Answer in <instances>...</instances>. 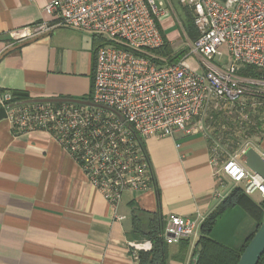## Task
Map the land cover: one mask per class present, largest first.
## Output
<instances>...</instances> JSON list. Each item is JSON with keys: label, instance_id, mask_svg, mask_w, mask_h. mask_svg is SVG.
<instances>
[{"label": "crops", "instance_id": "0c3cea01", "mask_svg": "<svg viewBox=\"0 0 264 264\" xmlns=\"http://www.w3.org/2000/svg\"><path fill=\"white\" fill-rule=\"evenodd\" d=\"M49 1L0 0V95L19 90L30 98L78 99L91 94L102 37L66 26L21 42L12 35L43 18ZM193 125L197 129L190 133L146 138L153 188L127 190L115 206L49 132L16 134L9 120L1 119L0 264H138L136 245L147 249L152 243L135 232V211L161 213L166 220L170 214L204 220L238 185L212 161L210 125ZM252 146L264 153V131ZM248 196L264 209L259 191ZM255 226L235 205L217 218L211 236L238 248ZM197 239H189L187 247L181 241L168 244L167 264H191Z\"/></svg>", "mask_w": 264, "mask_h": 264}, {"label": "built area", "instance_id": "2783aa9c", "mask_svg": "<svg viewBox=\"0 0 264 264\" xmlns=\"http://www.w3.org/2000/svg\"><path fill=\"white\" fill-rule=\"evenodd\" d=\"M170 3V0H167ZM192 10L199 32L188 39V53L178 61L147 53L165 40L160 22L169 13L155 0H50L44 17L12 31L19 42L60 26L98 35L106 41L95 53L91 97L93 104L61 102L11 103L13 94L0 95L14 133L44 130L80 165L91 184L112 205L127 190L153 188L145 140L193 132L212 111L225 110L241 100L249 84L264 86V0H178ZM230 61L222 62V47ZM136 52H140L138 54ZM199 56L200 68L188 63ZM242 65L262 72L259 79L239 75ZM259 85V86H258ZM103 107H100V106ZM121 114L122 118L116 113ZM212 146L215 165L247 195L264 196V180L240 159L242 149L219 164L217 141ZM264 157V153L262 154ZM123 218V216H120ZM167 244L199 237L203 219L170 214ZM134 252L149 250L136 245Z\"/></svg>", "mask_w": 264, "mask_h": 264}, {"label": "trees", "instance_id": "16d2710c", "mask_svg": "<svg viewBox=\"0 0 264 264\" xmlns=\"http://www.w3.org/2000/svg\"><path fill=\"white\" fill-rule=\"evenodd\" d=\"M178 4L181 6L180 2ZM185 11V17L188 20L186 25V33L190 40H196L199 36V32L194 24V15L191 9L182 7ZM185 8V9H184ZM162 31V29H161ZM165 43L162 47L150 50L147 55L155 54L158 57H164L165 61L157 59L160 64L164 63H172L180 60L188 53V48L185 47L178 51H175L170 42L168 41L165 33L162 31ZM106 41L98 40L96 49L99 45L104 44ZM141 54L140 52H136ZM239 75L243 77L250 78H260L262 72L257 68L251 65H242L238 70ZM13 99L11 103L19 104L26 102L31 99L29 94L24 91L14 90L12 91ZM91 94L87 98H90ZM262 99L260 98V101ZM250 103L242 102L241 100L235 102L231 109L212 111L208 114V118L206 123L208 125L216 126L215 130L211 131L210 135V143L213 144L217 139L214 138L213 135L218 137L221 145L225 144L227 138L224 137L228 134V130H223V126L229 125L231 127V115L230 112L233 110H243L244 112L248 111V105ZM260 110L264 111V106L259 107ZM230 110V111H229ZM242 122L241 126H244ZM257 128L260 130L259 135L264 131V126H262L261 122H258ZM252 128V127H251ZM256 128L251 129V133L255 132ZM237 148L238 146L232 144ZM238 205L242 207L247 213H249L255 223L256 226L254 230L244 239L243 243L240 247H232L227 244L222 243L221 241L213 238L211 236V232L216 224L217 218L228 208ZM264 205V203H263ZM264 217V209L261 205L254 202L243 190L242 186H234L231 192L227 195V197L219 204V206L213 210L201 223L199 229V237L195 242L194 249L192 252V258H194L195 254L199 252V259L196 264H237L241 253L244 248L253 237L254 233L260 226ZM134 228L135 232L144 233L148 239H150L152 246L149 250H138V264H167L168 258V244L164 238V229L166 226V219L161 215V213H147V212H139L135 211L134 214ZM185 247L189 244V239L181 240ZM199 246L201 247L199 249ZM193 264V263H192ZM257 264H264V253L260 257Z\"/></svg>", "mask_w": 264, "mask_h": 264}, {"label": "rangeland", "instance_id": "374dc122", "mask_svg": "<svg viewBox=\"0 0 264 264\" xmlns=\"http://www.w3.org/2000/svg\"><path fill=\"white\" fill-rule=\"evenodd\" d=\"M162 9L169 13V15L160 22V28L165 33L170 45L175 51L188 47V39L186 37V25L188 23L187 18L185 17V11L182 7L183 5L178 4V0H170V3L167 0H161ZM188 8V7H186ZM185 9V8H184ZM189 9V8H188ZM189 38V37H188ZM190 40V39H189ZM223 56L221 57L222 62L230 61L231 57L229 52L226 50V47L223 46L222 48ZM163 58V57H161ZM199 56L197 55H190L188 62L193 67L199 69L200 64L198 60ZM165 59V58H164ZM196 60V61H195ZM198 65V66H197ZM248 79H258V78H250L245 77ZM249 89L247 90L245 96L241 99L242 102L250 103L248 105V111L244 112L243 110H232L230 112L231 115V127L229 125L223 126V130H228V134L224 137L227 138L225 144L221 145L220 140L216 135H213L216 138L217 142L219 143L220 147L217 150L219 154V164L221 161L228 158L230 155H235L239 153L242 149L246 148V146H252L253 143L256 141V138L259 135V129L257 128V123L261 122L262 126H264V111L260 110L259 107L264 106V86L261 85L257 89V85L249 84ZM260 98L262 99L260 101ZM233 105L230 107H226L227 109H231ZM230 111V110H229ZM208 117H205V122ZM242 122L245 124L241 126ZM207 125V123H206ZM209 126V125H208ZM256 128L255 132L251 133L252 128ZM216 126L213 127L210 124V132L215 130ZM211 135V133H209ZM214 134V133H213ZM213 144H215L213 142ZM212 144V145H213ZM232 144L238 146L235 148ZM247 146V147H248ZM194 264V260L191 264Z\"/></svg>", "mask_w": 264, "mask_h": 264}, {"label": "water", "instance_id": "95a60500", "mask_svg": "<svg viewBox=\"0 0 264 264\" xmlns=\"http://www.w3.org/2000/svg\"><path fill=\"white\" fill-rule=\"evenodd\" d=\"M155 3L158 7H161L159 0H155ZM61 101H72L76 103L84 104H93L88 98H31L26 102H61ZM100 106V105H98ZM103 107V106H100ZM119 117L122 118L121 114L116 112ZM7 117L6 109L0 107V120ZM240 159L243 163L251 169L254 173L260 175L264 180V157L263 155L253 146L246 147ZM201 247L199 246V249ZM264 253V217L263 220L254 233L253 237L250 239L243 252L240 255V258L237 264H257L260 257ZM199 252H197L193 258L194 264L198 262Z\"/></svg>", "mask_w": 264, "mask_h": 264}]
</instances>
